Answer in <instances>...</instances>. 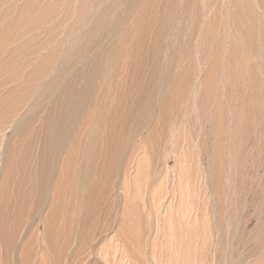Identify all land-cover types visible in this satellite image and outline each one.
Here are the masks:
<instances>
[{"label": "rangeland", "instance_id": "obj_1", "mask_svg": "<svg viewBox=\"0 0 264 264\" xmlns=\"http://www.w3.org/2000/svg\"><path fill=\"white\" fill-rule=\"evenodd\" d=\"M62 147L96 189L65 197L43 248L49 201L23 211L0 264L158 263L180 206L224 229L242 264H264L262 1L0 0V148L39 178ZM213 235L203 264H223Z\"/></svg>", "mask_w": 264, "mask_h": 264}, {"label": "bare ground", "instance_id": "obj_2", "mask_svg": "<svg viewBox=\"0 0 264 264\" xmlns=\"http://www.w3.org/2000/svg\"><path fill=\"white\" fill-rule=\"evenodd\" d=\"M261 1L264 5V1ZM19 106L18 104L14 105L12 110L8 112L21 113L22 111L19 112ZM203 119L212 123L214 117L211 119V115L204 113ZM14 120L15 119H13V121ZM77 148L78 147H62L61 152H64L65 155L62 164H60L58 160L52 158L48 163L40 162L42 166H47L51 172L46 175H41L39 178L30 176L32 175L30 173L29 175L22 173L18 174L15 168L16 165L14 166V157L6 148H0V166L4 167V170H6L3 176L0 174V246L4 251L2 254H7V251L9 252V248L13 247L15 241L25 236V231L28 226L23 225V222L27 220L28 216L21 214L23 211H29L31 214L44 200L49 201L48 209L46 213L43 214V218L38 217L35 220L38 221L37 223L41 225L43 230V239H38L37 246L43 248V245L46 247V243L52 241L58 242V234H54V228L58 219L63 215L65 216V197H67V202H69L72 201L77 194L87 195L92 190L96 189L90 176H84L86 179L85 181H76L78 177L74 173V168L77 164V158L75 157ZM89 160L90 158L88 157L86 169L89 166ZM138 168L139 166L137 167L138 173L135 179L141 182L140 175L143 174V167ZM69 180H72L71 186L73 190L67 193ZM90 185H93V187ZM162 197L163 196H161L160 199ZM169 204H171V202ZM168 208L170 209V207ZM68 209L71 211L72 207H68ZM177 212L180 219L173 222L174 224H172V226L163 230L159 229L158 231V236L162 239L163 246L160 247L158 251V263L154 261V264H194L196 261L199 264H203V262L206 261L205 254L208 252L210 244L215 237L213 233H216L219 238L223 239L224 229L210 225L209 222L204 219L200 220V222L197 221V219H193L189 222L184 220V216L187 214H194L197 212L196 210L194 211L193 209L190 210L187 207L180 206ZM8 215L13 218L12 221L14 222L11 224H9V219H7ZM65 218L66 216L64 219ZM29 225L32 224L30 223ZM194 234H196V236L200 235L201 238L194 239ZM8 238L10 239L8 240ZM4 240L5 243L6 240H8V244L4 245ZM29 243L30 240L27 242L25 241L21 250L24 249L25 251ZM259 246V244L256 245L257 248ZM14 250H16V248ZM216 253L218 255L222 253L221 259L223 264H242L244 262V257H238L231 252V246L227 243L225 237L223 243L218 244ZM24 254L27 253L24 252ZM154 254L157 255V251Z\"/></svg>", "mask_w": 264, "mask_h": 264}]
</instances>
